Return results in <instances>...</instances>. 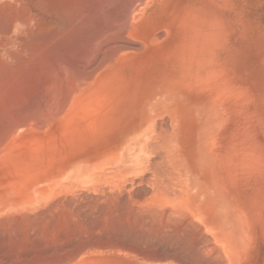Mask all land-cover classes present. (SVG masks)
<instances>
[{
  "label": "bare ground",
  "instance_id": "bare-ground-1",
  "mask_svg": "<svg viewBox=\"0 0 264 264\" xmlns=\"http://www.w3.org/2000/svg\"><path fill=\"white\" fill-rule=\"evenodd\" d=\"M221 1H224L222 3L225 5V0H220L216 6H220ZM228 3L231 4V1ZM223 5L221 7H227ZM14 26L15 35L13 34ZM220 30L221 45L218 51L216 38L217 32ZM228 42L226 27L218 26L216 21L207 17L204 10L195 5V0H0V237H5L6 248H11L7 251L11 255L12 253L15 255L17 251L13 252L15 250V247L12 248L13 244H19L20 242L19 245H24L21 241L26 236L23 240L18 239V242L15 241L17 237L14 241H11L13 237H11V240L8 238L11 233L10 230H17V228L19 230L29 226L27 225L28 215L31 217H29L31 221L33 215L37 213L36 211L40 212L42 208L50 206L49 204L58 203L57 201L63 199V196L69 198L70 196L72 198L80 197L82 199L83 195L80 191L84 189L96 191V195H98L97 192L101 193L99 195L102 196H96L89 200L96 202V205L103 199L105 208L102 209L104 211L100 214L102 215V221L105 222H101V224L106 225L108 219L111 227L108 224L106 226L113 229V221H110V219L115 217L117 220L118 218L114 216L116 209L113 203L115 204V201L118 203L116 199L120 196L118 195V198H116L110 193L105 196L102 191L104 185H109L115 190L118 188L117 184L124 177L126 181H129L127 177L129 175L134 177V172L145 173L147 171L148 173L150 171L147 175H151L150 179L152 181V183L150 182L151 188L149 189L151 191L149 196L143 200L136 197L137 200H140L138 202L133 200L135 196L132 199L131 197L124 199L127 209L124 208L126 212L121 216L125 218L122 217V219L128 221L136 216V223L134 224L140 221V229H138L144 234H149V236L146 235L148 240L151 238L150 235L160 236L159 238L163 235H171L174 238V241H172L174 244L179 240H184L180 245L178 244L180 241L177 243L179 250L182 247L185 250L187 247L183 244L187 243L191 247L196 246V249L192 247L194 251H204L205 255L209 259L211 258L212 260H210L213 262L214 260L216 262L219 258L222 264H240L238 263L240 260L239 254L243 251V248L245 249L242 246L248 244L244 241H250L246 234L245 237L242 235L243 238H241L237 233L221 230L222 233L218 235L219 239L217 240L221 243V246H218V251H214L213 247L215 245L212 246V243L208 244L202 240L200 245L199 241H196L202 239L204 235L201 232L202 228L198 225L199 221L195 223L194 220L196 219L194 216H201L197 204L200 191L198 190L199 187L194 184L195 178L188 170L198 173L200 167L203 166V170L210 171V163L220 154H217L215 150L216 145L220 143L215 141L216 137L220 135L217 136L220 131L217 127L219 128L221 121L217 122L218 116L213 117L217 119L215 125L218 124L213 130L214 126L209 125L208 120L204 119L202 128L200 131L197 130L200 138H197V133L193 132L194 148L191 149V155L194 165L191 169L185 167L182 162L180 129H177L182 117L180 109L186 100H189L188 96H190L191 91H194L202 83L206 84L207 88H212L214 61L228 47ZM218 70L220 72V69ZM200 73L203 77L196 79V76ZM218 95L220 94L218 93ZM234 98L232 99L235 100L236 98ZM201 102L196 99L190 104L194 105L191 112L193 119L197 118L198 111H195V109L201 108ZM206 102L208 101L206 100ZM209 113L207 112V114ZM166 119L170 123V130L167 127L165 129ZM224 119H226L225 116L222 117V120ZM200 122L197 124L199 125ZM226 148L225 150L232 149V147ZM236 149H238L237 146ZM245 160H249V157ZM250 160H252L251 157ZM254 160L253 158L255 170L251 169V171L250 165L245 164L246 167H249L245 170L251 172L250 175L259 168L258 165L256 166L257 163L261 166L260 161L255 162ZM238 167L240 169L242 165ZM242 168H245V166ZM242 168L241 170H243ZM256 176L259 178L258 174ZM134 178L132 179L134 180ZM243 179L245 178L243 177ZM254 181L252 182L254 183ZM243 182L248 181L242 180L241 184ZM246 184L244 183V185ZM247 187L249 188V185ZM122 191L126 192L124 186L120 192ZM136 191L138 192V190ZM244 191L246 192V190ZM81 199V202L86 200L85 196V200ZM73 200L76 202L75 199ZM64 202L63 204L66 205L65 203L68 202L69 204L70 200ZM92 202L90 201V203ZM86 203H80V205L85 204L84 206L89 207L90 205L87 203L89 205L87 206ZM168 204L178 207L170 211L165 207ZM54 205L56 206V204ZM132 205L135 206V210H138L135 211ZM59 206L61 207V205ZM100 206L101 203L98 207L101 208ZM121 206L123 204H120ZM60 207H58L59 210ZM55 208L58 213L59 210L57 207ZM183 210L191 215L190 218L188 216L187 218L184 217L187 214L185 215V211L182 212ZM48 213L50 212L48 211ZM57 213L54 215H59ZM37 215H40V213H37ZM68 215L69 217H75L72 214ZM68 215L66 214V216ZM60 216L62 218L65 215ZM40 217L39 219H42ZM44 217L48 221L49 216H47L48 219L46 216ZM53 217L58 219V216ZM245 218L244 215L243 219ZM63 219L64 222L67 220ZM75 219L78 218L75 217ZM116 220L114 221L115 226L118 225L119 218L117 223H115ZM133 220L135 222V219ZM32 221L31 224H33ZM39 221L38 224L41 223V220ZM245 221L246 219L243 222ZM129 222L128 225L133 226V222L131 221L130 224ZM47 223L44 224L47 225ZM51 223L53 225V222ZM76 223H79L80 226L82 222L76 221ZM86 224L88 225V223ZM119 224L122 225L121 222ZM39 225H35V227ZM243 226L242 228L245 229ZM35 227L34 229H36ZM121 227L120 229L123 231ZM126 227L124 226V228ZM199 227L200 230H198ZM95 228L97 229V227ZM105 229L103 226V230ZM120 229L117 231H120ZM127 229L129 231V228ZM228 229L230 230V228ZM16 230L14 233L18 232ZM27 231H25V234L30 233ZM85 231L88 230L85 229ZM198 231L201 232V235L203 233L202 236L200 235L201 237H198ZM19 232L22 233L21 230ZM36 232L38 231L36 230ZM44 232L42 230V233ZM141 232L140 234H142ZM14 233L11 234L14 235ZM31 235L34 236L35 234ZM36 235L40 237L39 234L36 233ZM46 235H44V238ZM18 236L20 237L21 234ZM33 236L29 242L33 240ZM101 236H103V233ZM171 236H168V238H171ZM156 237L154 238L156 239ZM205 237L203 238L207 240L208 238ZM27 238H29V235ZM50 238L49 240L52 241V237ZM37 239L34 238V240ZM151 239L153 240V237ZM160 241L163 240L160 239ZM45 243L43 246L46 245ZM102 243L103 246L105 245V249L111 246L117 248L116 243L112 241L111 243H114V246L111 245L110 241ZM102 243H97V245ZM108 244L110 246H106ZM19 245L17 247L22 248ZM97 245L95 247H98ZM43 246L40 249H43ZM27 247L23 250L27 249L30 252ZM99 247V249L102 248L101 245ZM191 247L188 246V248ZM116 248H114V251L117 250L118 252L119 250ZM209 248H212L211 251ZM61 249L59 248V250ZM127 249L124 248L125 251ZM137 249L134 250L137 251ZM238 250L240 251L238 252ZM139 251L137 254H142ZM189 251L194 253L191 249L184 252H188L186 255H191ZM74 253L76 255L75 251ZM151 253L148 252L147 254L146 252V256L156 260V255ZM57 254V256H54L56 258L53 256L52 258L55 261L59 259L60 262H55L50 257L46 259L48 257L46 256L45 259L48 261H45L44 258L43 262L37 261V258H35L37 262L31 264H66L62 260H65L70 254L67 256L66 254H60V252ZM199 254L201 253L197 255ZM63 255L66 258H63ZM5 257L7 256L5 255ZM148 257L144 259L147 261ZM176 257L178 258V256ZM177 258L173 257L171 259L170 257V260H176L173 262L177 264L182 257L180 256L179 260ZM192 258L195 259V256L193 255ZM184 259L183 261L186 263V259ZM194 259H191L193 263ZM7 260H9V257ZM32 260L30 259V261ZM158 260L163 259L158 258ZM191 260L189 258V262L187 261L186 264H191ZM211 261L208 263L212 264ZM27 262L30 264L29 261ZM82 262L81 264H100L99 261L92 260Z\"/></svg>",
  "mask_w": 264,
  "mask_h": 264
},
{
  "label": "rangeland",
  "instance_id": "rangeland-1",
  "mask_svg": "<svg viewBox=\"0 0 264 264\" xmlns=\"http://www.w3.org/2000/svg\"><path fill=\"white\" fill-rule=\"evenodd\" d=\"M230 1H231V4L228 3ZM219 2H220V0H214V1L213 0H199V1L195 0V5L199 9L200 8L203 9L207 17H210L211 19L216 21L218 26H220L222 28L226 27L229 42H228V47L214 61V67H213L214 71H213V75H212L213 79L211 82L212 88L209 89L206 87V84L202 83L199 87L195 88L194 91H191L190 96H188L189 100H186V102L182 105V107L180 109V112L182 113V117L180 119L181 121L179 122V125L177 126V129H180V137H179L180 147H181L180 148V154H181L182 162L185 165V167H187L189 169L193 168L194 164H193V158L191 155V149L194 148V141H193L194 140L193 139L194 134H193V132L194 133L196 132L197 138H200L198 131H200V129L202 128V126H203L202 122L204 121V119L208 120V122L210 123L209 125L214 126L213 130H214V128H216V126H218V124L215 125L217 119H218L217 122L221 121L222 126L220 123L219 128L217 127V129L220 130V131L218 130L219 132L217 133V136L220 134L219 136H221V137L215 136L216 137L215 142L220 143V144L216 145L215 150L217 151V154L220 153L221 155L220 154L217 155L213 159L212 163H210V165H209L211 168L210 171H207V169L203 170V166L200 167V169L198 170L199 171L198 173L193 172L192 170H188L192 173L191 175L195 178L194 184L196 187H199L198 190L200 191V197L197 198V200H198L197 204H198V207L200 210L199 212H201V216H194L196 218L194 220H195V223H197L199 221L198 225L202 228L201 232H203L204 235L202 233V235H203L202 236L201 232L198 231V237L201 235L202 239L201 238L198 239V237H197L198 240H196V241H199L198 243H200V245L202 244L200 242L202 240L206 241L208 244L212 243L211 244L212 246L215 245V247H213L214 251H218L219 250L218 246L220 247L221 243L218 242L217 240L219 239L218 235L220 233H222L221 230L231 231V233L232 232L237 233L238 236H240L241 238H243L242 235L245 237V234H246V237L248 236L247 238H250V241H244V242H248V244L247 243L243 244L242 247H245V249L243 248V251L241 250L242 254L241 253L239 254L240 260L238 263H240V264H264V176H263L264 175V0H228V1L225 0V5H223L224 3H222L224 1H221L220 6H216V5H218L217 3H219ZM221 5L227 6V7L223 8V7H221ZM229 7H231V8L229 9ZM216 43H217L216 44L217 50L219 51L220 45H221V30L217 32ZM216 68L220 69V72ZM217 70H218V72H217ZM219 73H220L221 77L219 76ZM202 77L203 76L200 73L198 76H196V79H201ZM223 78L224 79L226 78V80H224ZM218 93L221 96L218 95ZM229 93H230V95H229ZM231 93H232V95H231ZM215 94H217V95L215 96ZM240 94H241V97H240ZM232 98H234L235 100H233ZM196 99L202 101L200 103V106L201 105L202 106H201V108L198 107L195 109V111H198V114H197V118H194L195 119V121H194L193 114L191 113L194 105H190V104L193 103V101H195ZM206 100L208 102H206ZM187 101H189V102H187ZM228 101H230V102L228 103ZM210 111L211 112L214 111V112H212V114H211ZM218 111H220V112H218ZM207 112L208 113L210 112V113L207 114ZM189 113H191V115H189ZM215 116L216 117L218 116V118L214 119L213 117H215ZM224 116L226 117V119H224L225 121L222 120V117L224 118ZM214 120H215V122H214ZM196 121H198V122L201 121V122L198 125L197 124L198 122H196ZM169 126H170V123L166 119L165 129H167V128L169 129L170 128ZM206 126H208V125H206ZM221 144L224 146H222ZM234 144L237 146L238 149H236V146ZM237 144H239V145H237ZM227 145H228V147L226 148ZM220 146H222L223 149ZM231 147L233 150L228 149ZM225 148L228 150H225ZM244 151H245V153H244ZM237 154H240V155H237ZM245 154H246L247 158L249 157V160H245V159H247L246 157L244 158ZM252 156H254V157H252ZM256 156H258V157L256 158ZM250 157L252 158V160L254 158L255 162L260 161L259 163L261 164V166H260L258 163L257 164L255 163L256 166L258 165V167H259V168L257 167L259 170L256 169L257 172L253 171V173H252V175L254 174L255 176L250 175L249 173H251V172H249L248 170H247L248 171L247 172L245 170V169L249 168L248 166L246 167L245 164L250 165V170L251 169L255 170V165L253 166L254 162L252 160H250ZM232 159H234V160H232ZM201 162H202V160H201ZM239 162H241V163H239ZM236 163H238V164L236 165ZM240 165H242V167L245 166V168L241 167L243 170H241V168L239 169L238 166H240ZM245 171L247 174L244 173ZM149 172L148 173H147V171L145 173L144 172H137V173L134 172L135 178L133 177V175H129V177L126 176L127 179H129V181H126L124 179L125 178L124 177L123 180H121L120 183L117 184L118 185V188H116L117 190L115 188H114L115 190H113V188L109 187V185H104V189H107V190L102 189L103 194H105V196H107L110 193L113 197L116 196V198H118L117 197L118 195L121 197V198L119 197L118 199H116L118 203H116V201H115V204L113 203V206L116 209L114 216H116V218L117 217L119 218L118 225L116 224V226L119 228H117L114 224V221L116 220L115 217H113L114 220L110 219V221L111 220L113 221L112 222L113 229L116 230V228H117V230H119L120 226H122L121 228H123V231H121V229H120V231H117V230L113 231V229L110 228L111 225H109L108 219L106 220V222L110 227L106 226L107 224L106 225L105 224L103 225V223L101 224V222H105L104 220L102 221V215H101L104 211L102 209L105 208V205H103V199L97 203L98 206L101 203V206H100L101 208H99L97 206V204L95 205L96 202H92V200H89V199L94 198L96 196H102V195H99L100 192H97L98 195H96V191L94 192L93 190L90 191V190L84 189V190L80 191L81 195H83L82 199L80 197L79 198H72V196H70V198H69V197L63 196V199L58 198L60 203L63 200L61 204L59 203V201H57L59 204L56 203L55 201H53L55 203H52V205L49 204L50 206H48L47 208H42L40 210V212L36 211L38 214L40 213V215H37V213L34 214V215H36L35 217L33 215L32 220H34V221L31 220L33 222V224H31V221H30L31 217L28 215L27 216V218H28L27 225H29V226L26 227L27 229L25 227H23L22 229L20 228L19 230H21L22 233L19 232L18 228H17V230L16 229L10 230L11 233H14L15 230L18 231V232H15L14 235H12L9 232L10 236L8 239L11 240V237H13V239L11 241H14L17 237V239L15 241L18 242V239L23 240L24 236H26L24 238V240L21 241L22 244H24V245H19L20 244V242H19V244H13V247L11 246L12 248L15 247V250L13 252H15V251L18 252V253L16 252L15 255H14V253H12V255H11V253L9 251H7V250H11V248L10 249L6 248L7 246L5 245V242H4L5 237L2 238V236H1L0 237V246H1L0 247V252H1L0 253V264L4 263V262H6L5 264H13V263L14 264H29L27 261H29L31 264V263H36L38 260L43 262L44 259L46 258V256H48L46 259H48L50 257L53 260L52 256L53 257L55 255L57 256L58 255L57 253H59V252H60V254H64V255L66 254V256L70 254V256H67V258L70 261L69 260L67 261V258L64 255L62 257L66 258L65 260L63 258H61V256L60 257L58 256L60 259H63L62 262L64 261V263H66V264H81V263H83L82 261H86V260L99 261L100 264H169V263L170 264H176V262L175 263L173 262L176 260H170V257H171V259H173V257L177 258L176 256H178V258H179L181 256L182 260L181 259L179 260L178 258H177V260H179V262L180 261L184 262L183 259L185 258L186 260L185 259L184 260L186 261V263H188L189 258H190V260L194 259V258H192L193 255L195 256L194 263H193V260H191V262L193 264H209L210 263L209 261H211L212 259L210 258L211 259L210 260L208 258V256L205 255L206 253H204V251L203 252L194 251V249H196V246H194V247L192 246L194 248L193 249L187 243H186L187 245L183 244V245H185V247H187V248L184 247L186 251H188V249L189 250L191 249L194 251V253H190V251H189V253L192 256L189 254H188L189 256L186 255L188 252H184L185 250L183 249V247H182L183 250L181 249L182 251L179 250L178 249L179 245L184 242L183 239L179 240L181 243L179 241L175 242L176 244L179 242L178 243L179 245L178 244L176 245V244H174V242L172 243V241H174V238L171 235H166V236L163 235L161 238H159L160 236L156 237V236L150 235L151 238L153 237V240L151 238H149V240H150V242H149L148 238H146L149 236V234H144L139 230L140 229L139 228L140 221H138L137 224H134V223H136V218H135L136 216L131 218V220L127 219L128 221L123 220L125 217L121 216V215H124L126 212L127 206L125 207V202H126L125 200L127 198L131 197V199H132L135 196L133 199L135 201L137 199L143 200L149 196V193L151 191V189H149V188H151L150 182L152 183V181L150 179L151 175L147 176V175H149ZM237 172H238V174H237ZM259 172H263V173L259 174ZM239 173L242 174V176H240ZM257 174H258L259 178H257V176H256ZM131 176H132V178H134L135 182L131 178ZM243 177L245 179H243ZM254 178H256L257 180L255 179V181H254ZM251 179H252V181H254V183L251 181ZM258 179H259V181H258ZM242 180L248 181V182H243V184H241ZM250 182H252V183H250ZM142 183H144V184H142ZM244 183L245 184L247 183V184L244 185ZM145 184H147V185L150 184L149 185L150 187L145 185ZM119 185H120V188H119ZM247 185H249V188L247 187ZM105 186H107V187H105ZM123 186L125 188V191L128 189L126 192H124V191L120 192V190L122 189ZM144 186H145V188H144ZM110 190H113V191H110ZM136 190H138V192ZM244 190H246V192ZM118 191L120 192V194ZM111 192H113L114 194H112ZM129 193L131 195L132 194H134V195L131 196ZM88 194H90V195L88 196ZM115 194H117V195H115ZM84 196H85V199L87 200V203L90 206L92 205L93 207L92 206L90 207L89 205H87L86 200L84 199ZM143 196H144V198H143ZM136 197H137V199H136ZM65 198L67 201L70 200L69 204H68V202H66ZM232 198H234L235 200ZM73 199H75L76 202H74ZM76 199L77 200L79 199V201H77ZM80 199L81 200L84 199L85 201L81 202ZM64 200L66 203L64 202ZM71 200H72V202H71ZM120 200L121 201L124 200L123 201L124 203L121 202ZM140 200H137V202ZM224 200H225V202H224ZM90 201L92 203H90ZM63 202L66 205H64ZM110 202L111 201L109 200V203ZM80 203H86V205L89 206L91 209L89 207L84 206L85 204L83 205L84 206L83 207L82 204L80 205ZM54 204H56V206ZM120 204L121 205L123 204V206L120 207ZM53 205L55 207H57L58 210H59L58 207H60L59 205H61V207L62 206L63 207L62 208L60 207V210L59 211L57 210L58 211V213H57L55 210L56 208ZM67 206H69V207L67 208ZM130 206H131V204H130ZM135 206H137V205L135 204ZM135 206H133L134 210H135ZM170 206L172 207V209H170L171 208ZM49 207L51 208L50 209L51 211L49 210ZM79 207H80V209H79ZM165 207H167V209L172 211L173 209L177 208L178 206H174L173 204H168ZM236 207H237V209H236ZM66 208H67V210H66ZM124 208H126V209H124ZM62 209L64 212L62 211ZM76 209H78V210H76ZM88 209H90V210H88ZM95 209H96V211H95ZM138 209H139V207H138ZM47 210L50 213H48ZM68 210L71 212H69ZM75 210H76V212H74ZM137 210H135V211H137ZM118 211L120 212V214ZM184 211L185 210H183L182 212L184 213ZM56 213L59 215H54ZM63 213H65V214H63ZM66 214L67 215L72 214L78 219H75V217H71V216L69 217V215L66 216ZM99 214L101 215V218H100ZM184 214L185 215L187 214V215L184 216ZM184 214H183V216L186 218H187V216L189 218L191 216L186 211ZM60 215H62V216L65 215L66 217L64 216L61 218ZM202 215H203V217H202ZM244 215L246 217L245 222H243L245 220V219H243ZM44 216H46V217L49 216V219L47 217L48 221L46 220V218ZM53 216H58V219L53 217ZM37 217H38V219H37ZM39 217L42 219H39ZM67 217H69V218H67ZM122 217H123V219H122ZM59 218H60V220H59ZM63 218H65L67 220H65V222H64ZM118 218H117V220H118ZM36 219H37V221H35ZM133 219H135V222ZM39 220H41V223H39L40 225L37 223V222H40ZM117 220L115 223H117ZM137 220H139V219H137ZM238 220H239V222H238ZM42 221H44V222L42 223ZM67 221H70L69 222L70 224ZM76 221L82 222L81 223L82 225L80 224V226H79V223H76ZM129 221L133 222V226L130 224ZM206 221H207V223H206ZM34 222H36L37 224ZM51 222H53L54 226L52 225ZM120 222H121V224H122V222H126L127 225H125L126 223L125 224L123 223L122 225H120L119 224ZM128 222L130 225H128ZM44 223H47V225ZM86 223H88V225ZM89 223L90 224L92 223V225H90ZM75 224L77 226H74ZM84 224H86V225H84ZM110 224H111V222H110ZM32 225H34V226H32ZM35 225H39V226L35 227ZM99 225H100V227H99ZM241 225L243 227H245V229H243ZM40 226H41V228H40ZM49 226H51V227L53 226V227L50 228ZM73 226H74V228H73ZM103 226H104V229L107 227V229L109 228L110 230L109 229H108V231H107V229L103 230ZM124 226L125 227L127 226V227L124 228ZM34 227L36 229H34ZM75 227H77V228H75ZM95 227H97V229L99 227V229L97 230ZM114 227H116V228H114ZM200 227L198 228V230H200ZM127 228H129V231ZM132 228H134L135 230H133ZM228 228H230V230ZM11 229H13V228H11ZM30 229H32V230L34 229V230L30 231ZM41 229L43 230V232L45 231L44 232L45 234L42 233ZM81 229H84V230L81 231ZM85 229L88 231H85ZM24 230L25 231L28 230L27 232H30L31 234H35V235L33 236L30 233L25 234ZM36 230L38 232H36ZM40 230H41V232H40ZM137 230L139 231L138 233L136 232ZM240 230H241V232H240ZM83 231H85V232H83ZM97 231H98L99 235H98ZM140 232L143 234V236H142V234H140ZM36 233L39 234L40 237L37 236ZM46 233H47V235H46ZM102 233H103V236H101ZM134 233H136V234H134ZM19 234H21L20 237L18 236ZM205 234H207V235H205ZM15 235H17V236H15ZM28 235H29V238H27ZM44 235H46L45 238H44ZM49 235H50V237H52V241H55V240H57V241H55L53 243L51 240H49V239H51L49 237ZM68 235H70V236H68ZM146 235H148V236H146ZM32 236H33V240L35 237H36V239L38 237L41 239V236H42V239L40 240L38 238L37 240H34V241L32 240L31 242H29L30 239H32ZM168 236L169 237L171 236V238L173 240L171 238H168ZM196 236H197V234H196ZM204 236H206L205 238H208V239L205 240L203 238ZM57 237H59V238H57ZM154 237H156L157 240ZM66 238H68V240H66ZM138 238H140V240H138ZM162 238H164V239H162ZM60 239H61V241H60ZM160 239L163 241H160ZM94 240H96V241H94ZM124 240H126V241H124ZM208 240H210V241H208ZM109 241H110V243H111V241L116 243V246L119 250L118 252H117V250L114 251V248H116V247L113 248L112 246H111L113 248L112 250H111V247L110 248L107 247V249H105V245L103 246L102 242L105 243V242H109ZM141 241L144 244L140 243ZM152 241H153V243H152ZM164 241H165V244H167L166 247H165ZM49 242H51V243H49ZM57 242H59L60 244ZM25 243H26V246H25ZM33 243L36 246H33L34 245ZM44 243L46 244L45 246H43ZM97 243H102V244L97 245ZM114 243H111V245H113ZM131 243H132V245H131ZM52 244L56 245V246H53ZM95 244L98 247L101 245L102 248L99 249L100 247L99 248L95 247L96 246ZM17 245H19L22 248H18ZM49 245H51V247H49ZM59 245H60V247H59ZM79 245H81V246H79ZM85 245H86V247H85ZM93 245H94V248H93ZM211 245H210V247H212ZM42 246H43V249H40V248H42ZM106 246H110V245L108 244ZM138 246H139V248H141V247L142 248L139 249ZM158 246H159V248H158ZM188 246L191 248H188ZM26 247L30 250V252L27 249L23 250V248H26ZM121 247L123 250L121 249ZM125 247H126V249L127 248L131 249V247H132L133 252H132V250L130 251V249L129 250L127 249L125 251L124 250ZM160 247H161V250H160ZM242 247L240 246L241 249H242ZM48 248H51L52 250L48 249ZM59 248L60 249L62 248V249L59 250ZM173 248H175V249L173 250ZM202 248H203V246H202ZM134 249H137V251H135ZM209 249L211 251L212 248H209ZM68 250H70L69 251L70 253L68 252ZM101 250L103 253L101 252ZM19 251H21V252H19ZM24 251H26V252H24ZM61 251H62V253H61ZM74 251L76 252V255H75ZM138 251L140 253H142V254H139L142 257L137 254ZM193 251H191V252H193ZM200 251H201V249H200ZM239 251L240 250H238V252ZM146 252H147V254H148V252L149 253L152 252L151 254L156 255L155 259L156 258L157 259L152 260V258L146 256ZM207 252H209V251H207ZM180 253H181V255L179 256ZM198 253H201V254H199L200 256L197 255ZM7 254H9V255H7ZM50 254H51V256H49ZM171 254H173L172 255L173 257L171 256ZM5 255L7 257H5ZM201 256H202V258L204 257L203 258L204 260L201 258ZM8 257H9V260H7ZM17 257H20V258H17ZM22 257L24 258V260H22L23 259ZM145 257H148L150 259L147 258V261H146ZM33 258L34 259L37 258V261H36V259L34 260ZM54 258H56V257H54ZM158 258L163 259V260H158ZM30 259L31 260L33 259L34 261L33 260H32L33 262L30 261ZM46 259H45V261H48ZM51 259H50V261H51ZM198 259H200V260H198ZM217 259H216L217 260L216 262L221 263L219 261V258H217ZM56 260L57 261H55V260H53V261H55V262L61 261L59 259H56ZM205 260H207V261H205ZM2 261H4V262H2ZM196 261L198 263H195ZM179 262H177V264H179ZM211 262H213V261H211ZM216 262L214 260V262L212 264H217ZM241 262H243V263H241ZM186 263L180 262V264H186Z\"/></svg>",
  "mask_w": 264,
  "mask_h": 264
},
{
  "label": "clouds",
  "instance_id": "clouds-1",
  "mask_svg": "<svg viewBox=\"0 0 264 264\" xmlns=\"http://www.w3.org/2000/svg\"><path fill=\"white\" fill-rule=\"evenodd\" d=\"M13 34H14V35L16 34V31H15V26H14V29H13Z\"/></svg>",
  "mask_w": 264,
  "mask_h": 264
}]
</instances>
